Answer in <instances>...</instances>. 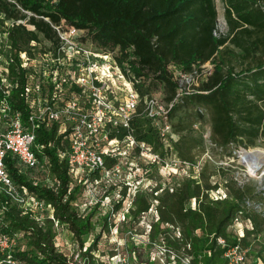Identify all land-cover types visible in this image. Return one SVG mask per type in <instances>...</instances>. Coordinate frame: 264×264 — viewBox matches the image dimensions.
Instances as JSON below:
<instances>
[{"label":"trees","instance_id":"1","mask_svg":"<svg viewBox=\"0 0 264 264\" xmlns=\"http://www.w3.org/2000/svg\"><path fill=\"white\" fill-rule=\"evenodd\" d=\"M222 1L226 32L216 36L215 0H0V25L4 20H26V24L8 30L13 55L8 66L12 82L8 101L27 126L29 110L20 96L25 70L20 67L18 54L26 51L33 56L29 45L32 40L51 43L38 50L53 48L58 38L50 22L59 23L63 19L68 25L86 29L97 49L118 48V63L127 62L132 75L139 80L135 88L141 101L152 94L155 85L163 88V100L175 96L177 84L167 69L169 64L189 71L193 64L214 61L212 73L201 85L203 92L184 96L171 110V124L177 134L172 151L180 161L195 165L196 155L205 150L201 124L207 115L210 139L217 147L226 148L230 144L244 149L255 147L264 137V0ZM194 124L200 127L195 128ZM57 128V124L35 128L36 144L42 146L39 156H46L56 188L35 181L31 173L20 169L12 154L5 158L8 176L20 188L26 187L52 206L54 219L66 226L79 244L83 259L80 264H99L92 253L98 250L101 232L87 242L96 229L92 218L99 205L96 203L83 213L75 207L83 184L73 185L67 158L58 155L59 150H67L69 139L58 135ZM129 135L149 145L164 161L169 150L164 148L158 131L141 107L129 128L109 133L110 138L118 140ZM117 162V158L105 157L108 169ZM156 165L157 162L149 163V167ZM212 175L201 169L197 177H183L173 185L156 180L150 191L136 187L125 216L138 223L150 209L157 213V220L150 223L146 246L164 244L175 255L191 256L192 264H225L226 248L239 242L228 230L237 214L253 222L254 229L247 231V235L263 232L264 217L247 202L254 199L264 204V190L254 182L238 184L233 177L225 179L223 173L226 196L214 200L210 193L221 185L210 181ZM91 177L100 178L101 173H91ZM126 190L124 187L121 191L122 199ZM192 198L196 199L195 208L190 206ZM0 203L6 205L1 213L3 230L8 234L22 232L26 239L25 247L14 252L16 259L22 264H73L57 249L51 219L37 220L32 212H23L1 190ZM119 208L120 202L115 203L114 210ZM110 215L107 212L100 217V227L106 233L112 226ZM170 225L179 228L180 237L171 231ZM219 237L225 240V246L218 244ZM240 241L244 245L249 243L247 237ZM174 264L183 263L176 259Z\"/></svg>","mask_w":264,"mask_h":264},{"label":"built area","instance_id":"2","mask_svg":"<svg viewBox=\"0 0 264 264\" xmlns=\"http://www.w3.org/2000/svg\"><path fill=\"white\" fill-rule=\"evenodd\" d=\"M24 12L31 15L28 11ZM45 20L49 21L48 18ZM4 24L3 29H0V190L23 212H32L37 220L44 219L42 212H47L48 218L56 222L52 206L28 191L26 187L20 188L14 183L8 176L5 158L12 154L21 170L50 173L46 156H39L42 154L40 151L42 146L36 144L35 128L38 125L48 127L57 124L58 135L69 139L67 150H59L58 155L61 159L67 158L72 178H79L78 183L83 184L84 191L88 185V191L91 192L90 185L100 183L102 174L109 176L110 173H119L121 159H125L136 147H139L141 153H147L150 163L160 160L159 155L152 152L151 147L144 142L135 141L130 135L122 140L110 138L109 133L119 128H129L132 118L141 107L142 113L151 120L158 131L164 148L172 150V141L177 140L170 119L173 106L184 96L202 93L203 91L195 92L193 89L198 71H202L208 78L214 67L211 59L193 64L189 71H184L171 63L167 69L177 84L175 96L165 101L151 94L141 101L135 88V83L139 80L132 75L127 62L118 63L116 58L118 48L100 50L90 47L84 42L86 29L68 25L63 19L59 23L50 22L57 34L58 43L48 51H41L38 50L41 48V42L32 40L29 45L34 55L30 56L26 51L18 54L20 67L25 70V83L20 96L29 110L25 126L20 113L15 111L8 101L12 89L8 66L13 62V55L7 36L9 28L26 24V20H4L2 25ZM223 30L219 33L217 24L214 34L217 36L226 32V26ZM194 127L198 128V124H194ZM203 138L204 141L214 144L210 139V132L209 135L203 133ZM108 156L118 159L117 164L111 169L105 164V157ZM94 172L101 173V177L90 180L91 173ZM47 186L56 188L55 182ZM260 189L264 190V187ZM225 196L226 193L220 188L210 193L214 200L223 199ZM247 203L264 217V204L261 203L263 205L261 207L258 203L255 205ZM190 206L196 207L195 198L191 199ZM4 209L6 205L0 203V263L22 264L13 255L19 248L17 240L23 237V233L8 234L3 230L4 221L1 213ZM232 226L236 227L234 236L239 242L226 248L225 264H264V257H259L261 255L253 261L249 260L252 247L250 238L260 241L262 235V232L247 235V231L251 232L254 229L252 220L237 214L229 227ZM149 229L150 225L146 233L147 238ZM170 229L180 237L178 227L170 225ZM245 237L249 243L244 245L240 240ZM217 242L221 246L226 245L221 237ZM260 245L264 250V243ZM153 247L161 249L160 253L166 258L163 264H174L176 259L183 264H192L191 256L175 255L164 244H154ZM155 255L158 257V254ZM155 255L151 256L148 263L141 264H158ZM130 258H136L135 252L129 253L128 256H121L118 253L110 257L109 264H130Z\"/></svg>","mask_w":264,"mask_h":264},{"label":"rangeland","instance_id":"3","mask_svg":"<svg viewBox=\"0 0 264 264\" xmlns=\"http://www.w3.org/2000/svg\"><path fill=\"white\" fill-rule=\"evenodd\" d=\"M215 3L218 12V31L220 33L224 31L223 28L225 26L224 2L222 0H215ZM4 26L5 24L0 26V29H3ZM27 27L32 29L28 24ZM84 39V42L90 47L96 48L91 42L88 34H86ZM4 42H6L5 39ZM40 45L41 47H45L51 45V43L47 40H41ZM211 64L213 66L214 61H211ZM206 78V75H204L202 71H198V78H196V82L193 86L195 92L202 91L200 90L201 85L206 81ZM152 94L163 99L164 90L162 87H157L155 85ZM208 117L207 115L205 121L201 124V130L205 135H209L210 132ZM243 150L244 148H237L233 144L228 145L226 148H222L205 141V150L196 155L197 162L195 165L180 161L176 153L170 149V151L165 154L164 161L162 162L159 160L155 167H149L150 161L147 153H141L140 149L138 151L132 150L125 159H121V169L119 173H110L109 176L102 174L100 183L90 185L91 192L88 191V185L85 191L83 187L82 193L74 205L79 213H83L86 208L92 207L96 203L99 205L92 218L93 223L96 224V229L87 238V242L89 243L97 233L101 232V237L97 246L98 250L92 253L98 263L109 264V259L112 255L119 253L121 256H128L129 253L132 252H135L136 258H130V264L148 263L151 256L155 255V253L158 254V257L155 255L158 264L166 262L165 256L160 253V248H149L146 246L148 239L146 233L150 223L155 219V210H149L144 213L138 223L133 222L125 216L131 204V199L136 187L145 191H150L156 185V180L161 181L163 185H173L175 181L183 177L190 175L197 177L201 169H205L207 173L213 174L210 181L212 183H219L221 185L219 188L223 193H226L223 187V173L226 175L225 179L233 177L238 184H244L250 181L254 182L255 185H258L260 188L264 187V163L263 166L255 172H249L245 163L241 160V151ZM245 150H260V152L264 154V137L258 140L255 147H250ZM31 177L40 183L54 184L50 173L33 172L31 173ZM78 179L72 178L73 185L80 184L78 183ZM91 179L94 178L91 177L90 180ZM80 182H82V180ZM56 185L57 184H55V187ZM124 187H126L127 190L126 196L122 199L121 191ZM254 201V199L251 200L250 204H257ZM117 202H120V208L114 210V204ZM258 205L261 207L263 206L261 203H258ZM107 212H111L109 221L112 226L109 233L103 232V228L100 227V217L106 215ZM42 215L45 218L47 212H42ZM53 225L56 231L55 242L57 249L63 253L71 263H82L83 259L80 255L79 244L74 240L71 232L58 221H53ZM235 228L232 226L229 227L228 230L234 235ZM261 234L260 241L253 240L252 238L249 240L252 243L249 260L252 259L253 261L258 255H261L259 257H264V250L260 245L264 243V229ZM17 245L20 248H24L26 245L25 237L21 236L17 240ZM133 246L136 249L132 248L131 250L130 248Z\"/></svg>","mask_w":264,"mask_h":264},{"label":"bare ground","instance_id":"4","mask_svg":"<svg viewBox=\"0 0 264 264\" xmlns=\"http://www.w3.org/2000/svg\"><path fill=\"white\" fill-rule=\"evenodd\" d=\"M241 160L245 163L249 172L260 169L264 163V154L260 150L241 151Z\"/></svg>","mask_w":264,"mask_h":264},{"label":"water","instance_id":"5","mask_svg":"<svg viewBox=\"0 0 264 264\" xmlns=\"http://www.w3.org/2000/svg\"><path fill=\"white\" fill-rule=\"evenodd\" d=\"M244 151H246V150L244 149Z\"/></svg>","mask_w":264,"mask_h":264}]
</instances>
